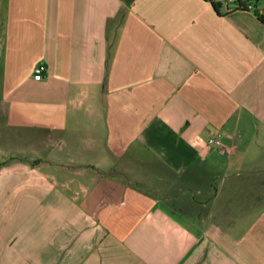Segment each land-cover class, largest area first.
Wrapping results in <instances>:
<instances>
[{
  "label": "crops",
  "instance_id": "obj_1",
  "mask_svg": "<svg viewBox=\"0 0 264 264\" xmlns=\"http://www.w3.org/2000/svg\"><path fill=\"white\" fill-rule=\"evenodd\" d=\"M255 11L0 0V264H264Z\"/></svg>",
  "mask_w": 264,
  "mask_h": 264
},
{
  "label": "built area",
  "instance_id": "obj_2",
  "mask_svg": "<svg viewBox=\"0 0 264 264\" xmlns=\"http://www.w3.org/2000/svg\"><path fill=\"white\" fill-rule=\"evenodd\" d=\"M215 2H219L221 4V7L224 8V11L226 12H229L233 9H237L238 6L236 4V2L238 0H214ZM247 9L248 10H252L253 9V6L252 4H248L247 5ZM44 70H45V66L42 65V64H39L37 65L35 68H34V79L36 80H40L43 78V73H44ZM211 143H214L216 145H220V142L218 140H215V139H212L210 140Z\"/></svg>",
  "mask_w": 264,
  "mask_h": 264
},
{
  "label": "trees",
  "instance_id": "obj_3",
  "mask_svg": "<svg viewBox=\"0 0 264 264\" xmlns=\"http://www.w3.org/2000/svg\"><path fill=\"white\" fill-rule=\"evenodd\" d=\"M214 8V10L217 12L218 9L221 8V4L219 2H215L214 0H209ZM238 8L237 9H242V10H248L247 5L252 4L253 9L258 5V0H238L236 2ZM255 14L257 15L258 19L264 23V15L259 14L257 11H255Z\"/></svg>",
  "mask_w": 264,
  "mask_h": 264
},
{
  "label": "rangeland",
  "instance_id": "obj_4",
  "mask_svg": "<svg viewBox=\"0 0 264 264\" xmlns=\"http://www.w3.org/2000/svg\"><path fill=\"white\" fill-rule=\"evenodd\" d=\"M258 6L263 7L264 6V0H258Z\"/></svg>",
  "mask_w": 264,
  "mask_h": 264
}]
</instances>
